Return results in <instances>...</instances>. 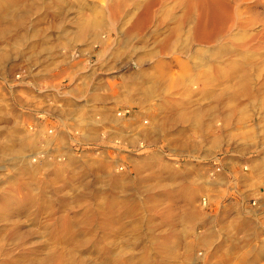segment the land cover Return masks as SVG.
I'll return each mask as SVG.
<instances>
[{
  "label": "rangeland",
  "instance_id": "374dc122",
  "mask_svg": "<svg viewBox=\"0 0 264 264\" xmlns=\"http://www.w3.org/2000/svg\"><path fill=\"white\" fill-rule=\"evenodd\" d=\"M66 1L65 11L55 13L48 5L57 0H22L10 32L0 36V126L6 128L1 138L9 137L11 131L18 138L24 128L39 147H44V155L62 167L58 172L56 168H46L34 177V184L41 189V199L32 207H23L16 197L10 199L14 203L7 201L4 197L9 195L4 193L9 187H19L27 177L20 178L11 170L9 164L13 160H8L11 156L0 162V190H4L0 191L3 252L0 264H68L67 256L62 254L67 240L55 228L63 224L46 226L45 217L54 211L78 210L81 204H86L78 200L83 192L134 202L139 214L130 219L118 212V217L109 221L86 224L87 231L78 237L75 250V255L83 260L81 264H147V261L148 264H231L228 258L233 252L241 258L238 262L252 260L251 264H264V0H229L238 9L239 17L242 15V24L247 29L237 28L234 34L240 39L247 34L256 37L248 49L236 46L237 42L227 38L209 45L193 44L195 50L219 51L221 45L234 43L241 50L238 52L244 55L232 53L209 64L220 68L248 60V88L253 96L241 93L235 100L228 97L217 100L212 94L236 83L237 79L233 78L237 74L227 71L217 75L208 72L210 67L196 69L197 59L185 53H160L158 42L162 37L152 35L155 28L146 31L145 41L137 36H125L132 25L129 23L137 18L143 6L135 10L134 2L130 1L129 23L125 20L127 23L118 25L112 23L108 14L99 13L107 7L108 0ZM176 1L163 0L159 7L155 26L160 18H165L166 28L160 27L162 34H167L173 25L172 15L183 12L184 7ZM95 12L107 22L95 31L100 42L93 43L89 35L84 40L75 38L76 23L84 17L93 18ZM20 22L23 26L18 30L16 26ZM150 50L159 51L160 55L153 58ZM141 70L146 74L147 70L148 74L157 73L159 78V74L168 72V77L164 75L167 82L160 78L164 84L157 97L142 104L115 100L136 83L135 76ZM98 84L105 87L99 90L95 88ZM166 98H170L168 102ZM169 101L174 104H168ZM104 107L115 115L121 114H118L123 118L120 126V122L93 126ZM183 111L186 116L179 115ZM77 115L85 121H76ZM171 115L179 117L162 126L163 132L157 139L149 135L151 128ZM41 130L45 134H39ZM88 130L98 133L90 142L82 137ZM49 139L53 143L47 146ZM256 165L260 171H252ZM253 176L261 178L256 180ZM30 190L26 186L23 192ZM192 190L200 191L193 203L189 200ZM20 225L23 231L31 230L28 237L20 238L21 234L15 231ZM138 238L142 241L138 242ZM156 240L166 242L169 247L160 248ZM47 243L55 245L57 250L47 249ZM53 252V256L46 257ZM146 252L152 255L149 259L142 256Z\"/></svg>",
  "mask_w": 264,
  "mask_h": 264
},
{
  "label": "bare ground",
  "instance_id": "6f19581e",
  "mask_svg": "<svg viewBox=\"0 0 264 264\" xmlns=\"http://www.w3.org/2000/svg\"><path fill=\"white\" fill-rule=\"evenodd\" d=\"M21 1L22 0H0V36H5L7 35L8 32H10L11 30V22L15 21L16 19V15L18 13V10L21 6ZM69 1V0H68ZM130 1L134 2V7L135 10H139L141 9V6H143V9L141 11L140 14H138L137 18L133 20V18L129 19L132 21V23L128 22V17L132 16L131 12H127V8L129 7V3ZM137 0H108L107 3V7L106 8H101V14H108L109 17L111 18L112 23L114 22V24H118V25H124L125 23H129L132 24L129 31L126 33L125 36L129 35L128 38L131 36H137L138 39L145 41V38L147 35L146 31L148 30H153L155 28V30L152 32V35H154L155 37H162L159 42H158V47L161 52L167 53V54H179L181 53V55L183 53L187 54V57L189 58H196L198 63L196 62L197 65H195L196 69H201V68H209L208 72H215L217 75H223L225 73H227V71H231L232 74H237L235 75V78L233 79H237L236 83L234 82L233 84H227L224 89L222 88V91H220V93L216 92L213 95V97L215 99L218 100V98H220L221 100L225 99V97H228L229 100H235L237 99V97H239L242 94H248L249 96H253L252 92L249 91L248 88V65H247V61H242L241 63H234L231 64L229 66H224V67H211L209 64L210 62H212L213 60L215 61L216 59H223V56H227L229 54H236V56L238 55H244L243 53H239L238 52V48H236L234 46V43L230 45L229 44H223L221 45L222 48L219 51H214L211 49H205L202 50L200 49H194L193 48V44L195 43H199L200 44H207L209 45L212 41H216V42H221L222 39L227 38L226 40L228 41H234L237 42L236 46H241V47H245V49L251 45V43H253V41H255L256 37H254V35H250L247 34L245 35L244 39H240L239 35L237 33L234 34V31L238 28H242L244 30L246 29V26L243 25L242 23V15L241 17H239L240 15H238V9L236 7H233L229 0H191L190 3H186L183 0H177V2L180 3L181 6H183V12L182 14H176L174 13V15H172V17L170 18V20L172 21L173 25L170 26V29H168L169 31L167 32V34H162V32L160 31V27H163L165 24V18L159 20L158 26H155L156 21H157V13L160 10L159 7H161L162 5V1L163 0H139L138 2H136ZM45 2V1H44ZM185 3V4H184ZM67 1L66 0H57V3L55 4H49L48 7L49 9H53L55 13L58 12H63L65 11V9L67 8ZM162 9V8H161ZM20 11V10H19ZM136 12V11H135ZM133 12V13H135ZM96 13V12H95ZM98 13V12H97ZM96 13V15L94 14V17L92 15L93 18H85L84 19H80L81 21H78L77 24V31L74 35L75 38H82L84 36H91L94 40L93 43H99L100 42V36L95 32L98 28H102L107 22L105 18H100L98 17V14ZM181 13V12H180ZM105 14V15H106ZM23 15V14H22ZM100 15V14H99ZM104 15V16H105ZM90 16V14H89ZM20 17V16H18ZM87 17V16H86ZM66 20V19H65ZM125 20H127V22H125ZM61 21V20H60ZM108 21V20H107ZM130 21V22H131ZM111 23V24H112ZM23 23L20 22L19 24L14 25V27L16 26V28H18V30L21 28V26ZM62 24V21H61ZM128 24V25H129ZM165 27V26H164ZM169 27V26H168ZM152 28V29H151ZM166 28V27H165ZM243 30V31H244ZM250 30V29H248ZM167 31V30H166ZM242 31V30H241ZM18 32V31H17ZM95 32V33H94ZM151 38H153V36H149ZM74 38V39H75ZM85 38V37H84ZM126 38V37H125ZM148 38V37H147ZM87 39V38H86ZM90 39V38H89ZM127 39V38H126ZM154 39V38H153ZM158 39V38H157ZM84 40V39H83ZM91 40V39H90ZM147 40V39H146ZM242 40V41H241ZM89 41V40H88ZM239 41V42H238ZM92 43V42H90ZM146 43V42H145ZM148 44V43H147ZM204 45V46H207ZM143 46V45H142ZM147 46V45H146ZM145 45L143 47H146ZM149 46V45H148ZM202 46V47H204ZM220 46V47H221ZM148 48V47H146ZM247 48V49H248ZM215 49V48H214ZM219 49V47H218ZM237 49V50H236ZM241 49V48H240ZM217 50V48H216ZM243 50V49H242ZM152 51V50H150ZM241 51V50H239ZM247 51V50H246ZM159 51H152L151 53H149L153 58L156 54L160 55L159 53H157ZM189 52H191V54H189ZM247 53V52H245ZM147 54V55H149ZM177 54V55H178ZM202 54V56H200ZM146 55V56H147ZM167 56V55H166ZM245 56H247V54H245ZM158 57V56H156ZM186 57V55H185ZM149 58V57H148ZM245 59V58H244ZM192 61V59H190ZM243 60V59H242ZM240 61V60H239ZM212 64V63H211ZM250 67V66H249ZM252 67V66H251ZM160 68V67H158ZM194 68V69H195ZM153 70H155V67L153 68ZM144 70H141L136 77V83H132L130 85L129 88L125 89V94L122 97H116L115 100H125L128 103L131 104H142V103H146L148 101H150V99L152 100V97H155L156 94H158L161 91V87L163 86L161 83L163 80H160V78H164L165 76L168 75V72L164 71V73L159 76L157 75V73L154 74V72L151 71L150 74H148V70H147V74L146 72H143ZM156 71V70H155ZM157 72V71H156ZM230 73V72H228ZM165 75V76H164ZM212 75V74H211ZM230 75V74H229ZM205 76V75H204ZM203 76V77H204ZM131 77V76H130ZM168 77V76H167ZM207 77V76H206ZM209 77H211L209 75ZM208 77V78H209ZM205 78V77H204ZM231 78V77H230ZM210 79V78H209ZM133 81V80H132ZM164 82H167L166 79ZM166 84V83H165ZM105 86L102 85H97L95 88L102 90ZM108 88V87H107ZM220 90V89H219ZM213 93V92H212ZM111 94V93H110ZM105 97V96H104ZM157 97V96H156ZM170 99V98H169ZM168 98H166L167 102L169 100ZM165 100V101H166ZM178 102V101H177ZM100 103V102H99ZM104 103V102H103ZM165 103V102H164ZM166 104V103H165ZM164 104V105H165ZM168 104H174L172 101H169ZM163 105V103L161 104ZM166 106V105H165ZM168 106V105H167ZM169 108V107H166ZM199 109V108H198ZM94 113V112H93ZM164 113V112H163ZM193 113V111H192ZM197 113V111H196ZM199 113V111H198ZM66 114V113H65ZM64 114V115H65ZM101 117L98 121H94L93 122V126H101V125H105L108 122H115V123H119V126L122 124V119L119 115H121L120 113H116L117 115L114 114V112L112 110H109L108 108L105 109L102 108L101 113H100ZM119 114V115H118ZM182 116H186V112L183 111L182 113H179V115ZM201 114V113H200ZM67 115V114H66ZM75 115V114H74ZM89 115V114H88ZM164 115V114H163ZM179 115H177L179 117ZM198 115V114H197ZM76 116V115H75ZM73 116V117H75ZM177 116L175 117V115H171V116H167L165 119V121H162L163 123L159 124V126L151 128V135L154 139H157L159 137V135H161V132H163V127L164 125H167L169 121L173 120L174 117L177 119ZM192 116V115H191ZM199 117V116H198ZM200 117L202 118V116L200 115ZM199 117V119H200ZM185 118H189V117H185ZM178 119H183L184 118H178ZM82 122L84 120V117L82 118L81 116L76 117V121ZM179 120V121H180ZM191 120V119H190ZM75 121V122H76ZM85 121V120H84ZM87 121H89L87 119ZM177 121V122H179ZM182 121V120H181ZM77 122V123H79ZM124 122V121H123ZM176 122V123H177ZM184 122V121H183ZM189 122V119H188ZM197 122V121H196ZM86 123V122H85ZM167 123V124H166ZM82 124V123H79ZM90 124V123H89ZM171 124V123H170ZM78 125V124H77ZM76 125V126H77ZM92 125V124H91ZM114 125V124H113ZM194 125V124H193ZM196 125V124H195ZM87 126V125H85ZM125 126V125H124ZM86 128V127H84ZM83 128V129H84ZM89 128V126H88ZM109 128V127H108ZM150 128V127H149ZM24 129V128H23ZM22 129V131L24 133H20V137L17 136L18 138H15L16 134L12 131L11 133L9 132V137H6V139L4 138V140L1 138L2 135H4V131L6 130L5 127L0 126V162L5 159L4 157H12L11 159L8 160H13L12 164H9V167L11 168L12 171H15L20 178H24L27 177L26 179H24L21 184H18L19 187H9L7 189V194L9 196H5L4 198L9 201L10 199H12V197H16V199H18L17 203H20L21 206L23 207H32L34 206V204L37 203V201L39 200V198L42 196L41 194V189L36 186L34 184V177L37 176L40 171L44 170V169H48V168H56L58 172L61 170V165L56 164L55 161L52 162L50 160V158H48V156L44 155V147L41 148L39 147L38 143H36L37 141L33 139V137L29 136L28 133H26L24 130ZM167 129V128H166ZM12 130V129H11ZM16 130V129H15ZM14 130V131H15ZM20 130V129H19ZM145 130V129H144ZM171 130V129H168ZM17 131V130H16ZM83 131V130H82ZM21 132V131H20ZM45 130H41L39 134H45ZM118 132V131H117ZM115 132V133H117ZM143 132V131H141ZM106 133V132H105ZM118 133H121L118 132ZM167 133V132H165ZM6 134V133H5ZM15 134V136H14ZM18 134V132H17ZM97 131H93V130H88L87 132H85L82 137H83V141H93L97 136ZM122 134V133H121ZM19 135V134H18ZM119 135V134H118ZM47 136V135H46ZM121 136V135H120ZM42 137V136H41ZM59 137V136H58ZM44 138V137H43ZM47 138V137H46ZM150 138V137H149ZM59 139V138H58ZM82 139V138H81ZM133 139V138H132ZM153 139V140H154ZM57 140V139H56ZM61 141V140H60ZM133 141V140H132ZM156 141V140H154ZM46 143V142H45ZM53 143L52 139L47 140V146L51 145ZM62 145V144H61ZM142 146V145H141ZM47 151V150H46ZM46 156V157H45ZM107 158V157H105ZM109 159V158H108ZM107 159V160H108ZM156 159V157H155ZM7 160V158L5 159V161ZM101 160H104L103 158H101ZM142 160V159H140ZM154 160V159H153ZM135 161V160H134ZM137 161V160H136ZM3 162V161H2ZM1 162V163H2ZM105 162V161H104ZM110 162V161H109ZM5 163V162H4ZM57 163H59V161L57 160ZM103 163V162H102ZM142 163V162H141ZM3 165V164H2ZM59 165V166H58ZM140 165V164H139ZM237 165V164H236ZM8 166V165H7ZM6 166V167H7ZM103 166V165H102ZM109 167V165H107ZM138 164L135 163V167H137ZM98 167V166H97ZM118 168V167H117ZM260 166L256 165L252 171H260ZM106 170L109 171V169L106 167ZM90 171V170H89ZM99 171V170H98ZM104 171V170H103ZM53 172V171H52ZM254 172V173H256ZM13 173V172H12ZM252 173V172H251ZM84 174V173H83ZM253 174V173H252ZM257 174V173H256ZM254 174V176L256 175ZM259 174V173H258ZM56 175V174H55ZM62 175V174H60ZM87 175V174H86ZM50 176V175H49ZM77 176V175H76ZM80 176V175H79ZM98 176V175H97ZM253 176L254 179L258 180L259 178H261L259 176V178H255ZM16 177V176H15ZM38 177V176H37ZM47 177V176H46ZM74 177V176H73ZM82 176H80L79 178H81ZM103 177V176H102ZM257 177V176H256ZM6 178V177H5ZM18 178V177H17ZM76 178V177H75ZM78 178V179H79ZM87 178V177H86ZM158 178V177H157ZM15 181L14 177L11 178ZM54 179V178H53ZM63 179V178H62ZM77 179V180H78ZM101 179V178H100ZM105 178H103L104 181ZM253 179V180H254ZM10 180V179H9ZM7 180V181H9ZM20 180V179H19ZM29 180V182H28ZM57 180V179H56ZM75 180V179H74ZM80 180V179H79ZM77 181L80 183V181ZM247 180V179H246ZM251 180V179H250ZM6 181V182H7ZM12 182V180H10ZM17 181V179H16ZM15 181V182H16ZM98 181V180H97ZM223 181V180H222ZM221 181V182H222ZM5 182V183H6ZM20 182V181H19ZM18 182V183H19ZM40 182V181H39ZM73 182V181H72ZM76 182V181H75ZM92 182V181H91ZM161 182V181H160ZM253 182V181H252ZM251 182V183H252ZM257 182V181H256ZM14 183V182H13ZM17 183V182H16ZM36 183V181H35ZM155 183V182H154ZM218 183V182H216ZM220 183V182H219ZM255 183V182H253ZM34 184V186H33ZM44 184V183H43ZM74 184V183H73ZM72 184V185H73ZM95 184V183H94ZM99 184V183H97ZM101 184V182H100ZM15 185V183H14ZM13 185V186H14ZM17 185V184H16ZM17 185V186H18ZM23 185L29 188L31 187L32 191H28V192H23L24 189L20 188L23 187ZM81 185V184H80ZM83 185H85L83 183ZM90 185V184H88ZM93 185V184H92ZM96 185V184H95ZM102 185V184H101ZM159 185V184H157ZM206 185V183H205ZM49 187V185H46ZM98 186V185H97ZM162 186V185H161ZM252 186V185H250ZM254 186V185H253ZM252 186V187H253ZM1 187V186H0ZM41 187V186H40ZM45 187V186H44ZM73 187V186H72ZM82 187V186H81ZM93 187V186H92ZM108 187V186H107ZM85 189V188H84ZM87 189V187H86ZM85 189V190H86ZM94 189V188H93ZM43 190H45V188H43ZM42 190V191H43ZM80 190V189H79ZM2 191V190H0ZM4 191V190H3ZM2 191V192H3ZM15 191L17 192V195L15 193ZM63 191V190H62ZM88 191V190H87ZM199 191V190H198ZM198 191L192 190L190 196H189V200L190 202H194V200L197 197ZM95 192V191H94ZM200 192V191H199ZM47 192L45 191L46 194ZM50 193V192H49ZM65 193V192H64ZM96 193V192H95ZM101 193V192H100ZM126 193V192H125ZM58 194V193H57ZM49 195V194H48ZM52 195V194H51ZM74 195V194H73ZM122 195V194H121ZM131 195V194H130ZM94 196H96L95 198H93ZM123 196H125V194H123ZM127 196V195H126ZM98 195H93V192H87V193H82V195H80L78 197V200L85 202V205H82V207L80 206H76L78 208V210L75 208H73L72 212H74V214H72V212H64V213H58L57 211H54L53 214H46V219H45V225L46 226H53L56 223H62L63 225L60 227H55L56 230L58 229L59 233L62 235V238H65V240H67L68 245L66 244L65 248L63 247L62 250V254H64L65 256H67L66 258H68L69 263L68 264H81V262H83L82 258L80 256H76L75 255V250H76V245L78 244V237L80 235H82L83 233H86V229L87 227L84 228V226L87 224H96V223H100V221H109L111 219H113L115 216H117L118 212H123L125 213L127 216H130V219L133 217L135 219V217H137V210H138V205L134 202L131 201H127V200H117L114 196H100L98 197ZM47 198V197H46ZM100 198V199H99ZM121 198V197H120ZM3 199V198H2ZM41 199V198H40ZM1 200V198H0ZM206 200V199H205ZM4 201V200H3ZM12 201V200H10ZM9 201V202H10ZM40 201V200H39ZM53 201V200H52ZM79 201V202H80ZM13 202V201H12ZM94 202H96L94 204ZM14 203V202H13ZM8 204V203H7ZM5 203V205H7ZM10 206V203L8 204ZM13 206V205H12ZM8 207V206H7ZM6 207V208H7ZM72 207V206H71ZM103 207H106V209L104 210ZM5 208V209H6ZM9 208V207H8ZM15 208V207H14ZM21 208V207H20ZM69 208V207H68ZM141 208V206H140ZM4 209V208H3ZM103 209V211H102ZM1 210V209H0ZM9 210V209H8ZM13 210V209H11ZM22 210V209H21ZM29 210V209H27ZM189 210V209H188ZM68 211V210H67ZM14 212V211H13ZM24 212V211H23ZM191 213V210L189 211ZM181 213V212H180ZM3 214V211H2ZM6 214V213H5ZM58 214L61 215V217L57 216ZM187 214V213H186ZM194 214V212H193ZM7 215V214H6ZM30 215V214H29ZM183 215V212H182ZM185 215V214H184ZM28 216V215H27ZM80 216V218H79ZM192 216V215H190ZM3 217V216H2ZM118 217V216H117ZM133 219V221H134ZM189 219V218H188ZM191 219V218H190ZM10 220V219H9ZM186 220V219H185ZM193 220V218H192ZM2 221V220H1ZM0 221V222H1ZM118 221V220H117ZM140 221V220H139ZM111 222V221H110ZM80 223V224H79ZM20 224V223H19ZM106 224H108L106 222ZM18 225V224H17ZM1 226V225H0ZM131 226V225H130ZM136 226V224H135ZM139 226V225H138ZM32 227V226H31ZM44 227V226H43ZM89 227V226H88ZM3 228V227H2ZM5 228V227H4ZM42 228V227H41ZM49 228V227H47ZM136 228V227H135ZM139 228V227H138ZM40 229V228H39ZM91 229V228H90ZM120 229V228H119ZM130 229V228H129ZM2 230V229H1ZM7 230V229H6ZM14 230V229H13ZM136 231V229H134ZM138 230V229H137ZM11 231V230H10ZM15 231H17L19 233L20 238H24V236L28 237L27 235L31 234V230L28 231H23L20 227L15 228ZM48 232V230H46ZM122 231V230H121ZM127 231V230H126ZM4 232V231H3ZM13 232V231H12ZM129 232V231H128ZM14 233V232H13ZM12 233V234H13ZM164 233V232H163ZM15 234V233H14ZM83 234V235H84ZM122 234V233H121ZM9 235V233H8ZM6 236V235H5ZM45 236V235H44ZM86 236V235H85ZM3 237V236H2ZM130 237V236H129ZM97 238V237H96ZM123 238V237H122ZM121 238V240H122ZM136 238V237H135ZM5 239V237H4ZM139 239V238H138ZM137 239V240H138ZM146 238H144L145 240ZM48 240V239H47ZM84 240V238H83ZM127 240V239H126ZM143 240V241H144ZM150 240V239H149ZM155 240V239H154ZM153 240V241H154ZM1 241V239H0ZM5 241V240H4ZM120 241V240H119ZM139 241H142V239H139ZM162 241V240H161ZM34 242V241H33ZM49 242V241H48ZM90 242V241H89ZM121 242V241H120ZM124 242V240H123ZM126 242V241H125ZM137 242V241H136ZM137 242V243H138ZM149 242L148 241V246H149ZM152 242V240H151ZM157 243H159L156 240ZM1 243V242H0ZM27 243V242H26ZM88 243V242H87ZM130 243V242H129ZM121 244V243H120ZM120 244H117L120 245ZM136 244V243H135ZM147 245V243H145ZM152 244V243H151ZM155 244V242H154ZM176 244V243H175ZM243 244V243H242ZM6 245V244H5ZM11 245V244H10ZM24 245V244H23ZM22 245V246H23ZM86 245V243H85ZM125 245V244H124ZM138 245V244H136ZM171 245V244H170ZM236 246V244H234ZM55 246V245H54ZM52 244L47 243L46 247L47 249L50 250V248L54 247ZM121 246V245H120ZM118 246V247H120ZM133 246V245H132ZM144 246V245H143ZM153 246V244H152ZM188 246V244H187ZM20 247V246H19ZM59 247V246H57ZM61 247V246H60ZM122 247L123 244H122ZM145 247V246H144ZM143 247V248H144ZM150 247V246H149ZM159 247L160 248H167L169 247V244L167 245L166 242H160L159 243ZM110 248V247H109ZM114 248V246H113ZM237 248V247H236ZM8 249V248H7ZM11 249V248H10ZM54 249L57 250L56 247H54ZM151 249V247H150ZM173 249V248H171ZM233 249V248H232ZM238 249V248H237ZM146 250H149L148 248ZM31 251V250H30ZM132 251V250H131ZM130 251V252H131ZM143 251H145L143 249ZM151 251V250H150ZM172 251V250H171ZM44 252V251H43ZM134 252V251H133ZM136 252V251H135ZM261 252V251H260ZM264 252V250H263ZM2 252V248H0V255ZM57 253V252H56ZM74 253V254H73ZM147 253V252H146ZM6 254V253H5ZM53 254H55V252L53 253H48L46 255V257H49ZM150 254V252H149ZM149 254L147 253L146 255H143V257H145L146 259H149L151 256H149ZM233 256L231 255L228 258V262L229 263H233V264H251L252 260H250L251 262L248 261H244V262H238V261H242L241 258L239 259V257L237 256L238 253H232ZM58 255V254H57ZM138 255V254H136ZM257 255V254H256ZM255 255V256H256ZM10 256V255H9ZM13 256V255H12ZM29 256V255H28ZM254 256V255H253ZM258 256V255H257ZM11 257V256H10ZM33 257V256H32ZM56 257V255H55ZM148 257V258H147ZM250 257V256H249ZM52 258V257H51ZM64 258V256H63ZM81 258V259H80ZM222 258V256H221ZM227 257H225L226 259ZM245 258V257H244ZM251 258V257H250ZM257 258V257H256ZM38 259V258H37ZM42 259V258H41ZM45 260V259H43ZM62 260V259H61ZM216 260V259H215ZM46 261V260H45ZM43 261V263L45 262ZM52 261V260H51ZM61 262V261H60ZM150 262V261H149ZM218 262V260H217ZM254 262V261H253ZM48 263V262H47ZM50 263V262H49ZM216 263V262H215ZM148 264V261H147ZM217 264H222V262H218ZM226 264V263H224ZM228 264V263H227Z\"/></svg>",
  "mask_w": 264,
  "mask_h": 264
},
{
  "label": "built area",
  "instance_id": "2783aa9c",
  "mask_svg": "<svg viewBox=\"0 0 264 264\" xmlns=\"http://www.w3.org/2000/svg\"><path fill=\"white\" fill-rule=\"evenodd\" d=\"M207 203V201L204 199V204H206Z\"/></svg>",
  "mask_w": 264,
  "mask_h": 264
}]
</instances>
